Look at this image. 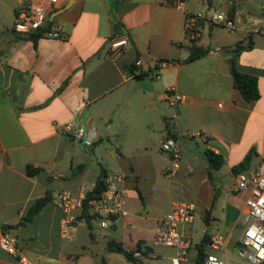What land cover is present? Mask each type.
I'll return each instance as SVG.
<instances>
[{
    "label": "crops",
    "instance_id": "obj_1",
    "mask_svg": "<svg viewBox=\"0 0 264 264\" xmlns=\"http://www.w3.org/2000/svg\"><path fill=\"white\" fill-rule=\"evenodd\" d=\"M252 1L225 0V12L216 11L234 20V31L206 23L191 39L187 12L210 13L214 0H185L183 9L171 0H61L58 15L50 18L65 24L66 37L35 43L13 33L16 11L27 0H0V236L9 231L19 237L34 264H77L80 256L73 254L72 244L85 222L78 221L64 238V213L53 204V195L93 191L103 172L109 176L100 161L112 148L121 156L163 153L170 126L178 145L202 143L225 158L223 167L212 171L190 154L183 168L184 190L210 212L207 227L217 225L214 235L206 234L211 239L223 234L226 248L233 249L243 236L242 231L235 238L249 197L248 192L232 194L235 167L247 162L243 172H250L264 164V0H255L248 19L244 11L248 5L251 10ZM123 32L131 45L113 60L109 42ZM250 44L236 66L259 79L261 97L251 103L235 89L230 72L233 50ZM192 47L207 53L188 62ZM138 61L142 66L137 69ZM171 90L184 97L176 107L166 101ZM69 123L95 130L94 143L85 146L63 134ZM170 165L169 156L162 172ZM29 168L36 174L30 175ZM131 170L137 171L135 166ZM47 196L51 201L25 223L31 206ZM194 223L185 228L190 237ZM198 255L197 249L196 264ZM0 264L20 263L0 248Z\"/></svg>",
    "mask_w": 264,
    "mask_h": 264
},
{
    "label": "built area",
    "instance_id": "obj_2",
    "mask_svg": "<svg viewBox=\"0 0 264 264\" xmlns=\"http://www.w3.org/2000/svg\"><path fill=\"white\" fill-rule=\"evenodd\" d=\"M171 1L177 9L184 8L185 0ZM60 7L61 0H27L16 11L13 33L21 39L33 36L64 39L66 37L65 24L50 18L51 14L58 11ZM186 18V30L191 39H196L201 35L202 26L206 23L220 25L230 32L236 28L234 20L226 13L187 12ZM130 45L131 38L127 32L114 35L109 42L110 57L118 60L127 52ZM141 66L142 63L138 61L136 68ZM183 100L184 97L175 90H171L166 95V101L170 107H176ZM61 131L63 134L72 135L85 146L94 143L95 130L88 131L77 123L66 124ZM161 151L170 156L171 165L165 170V174L167 178L173 179L177 176L181 163L177 140L173 137H166L161 143ZM126 179L127 176L124 173L110 174L106 179V188L93 199H88L87 194L75 196L70 191L54 194L53 204L64 213L63 237L71 236V231L78 221L85 222V220H80L79 216L86 205L93 216V224H99L102 229H109L119 219L128 217L130 213L126 206L124 189ZM247 192L249 197L241 216L245 230L242 238L232 249L237 252L236 256L231 257L227 254L226 243L222 236H215L209 245L215 253L205 252L203 264H264V164L258 165L250 172H238L236 175L232 194L239 195ZM77 211L80 212L79 216L76 215ZM196 212L197 205L193 202H173L171 210L157 222L153 243L155 246L175 250V255L171 260L172 264L189 263L190 252L197 249L185 231V228L194 222ZM0 248L20 264H34L23 250L20 238L9 231L1 234Z\"/></svg>",
    "mask_w": 264,
    "mask_h": 264
},
{
    "label": "rangeland",
    "instance_id": "obj_3",
    "mask_svg": "<svg viewBox=\"0 0 264 264\" xmlns=\"http://www.w3.org/2000/svg\"><path fill=\"white\" fill-rule=\"evenodd\" d=\"M214 1L213 9L208 12H225V8H222L225 0ZM200 3H203V0ZM250 4L253 6L251 10L248 5L244 11L248 19V13L254 12L252 10H255L257 1L253 0ZM206 149V146L202 143L181 141L179 150L183 160L180 163L179 175L173 179L167 178L166 174L161 170L166 165V159L169 158L167 153L157 152L149 155L140 151L130 152L126 156H121L114 148L108 152L105 151L103 153L104 160H101L100 164L109 170V175L120 172L129 177L126 179L127 184L124 189L126 206L130 216L119 220L116 229H102L96 223L93 224V228L90 231L86 223L80 224L77 228V233L74 235L72 244L73 254L80 256L77 264H103L104 260L107 261V264H134L127 261L123 255L108 251L107 243L112 239L124 242L125 248L130 251H136L139 245L138 243L141 242L142 251H146L148 255H144L143 252L138 253L136 255V258L139 259L138 264H172L171 260L175 255V250L155 246L153 240L156 220L167 215L171 210L173 202H194L198 206L191 234L194 245L201 244L206 233L214 235L217 225H214L212 229L207 227L204 206L200 204V200L195 195L190 193V191L186 193L184 190V181L186 180L183 178L186 176L183 171L184 163L189 155L192 154L197 156L199 163L205 166L208 165L205 155ZM132 166H135L137 170L135 173L131 170ZM194 182L198 186L200 184V178L196 177ZM227 184L231 185V182L228 181ZM137 189H140L143 195V201ZM222 191L226 196L229 194L226 188H223ZM220 227V233H223V228L222 226ZM237 227L235 238L240 236L242 231L244 232L245 230L242 221L237 223ZM90 232L95 234L96 240H92ZM219 235L223 236V234ZM138 239L141 240L136 243ZM230 247L232 248L233 245H230ZM206 251L208 253H215L209 246L206 247ZM216 254L219 255L218 252ZM227 254L235 257L237 252L227 248ZM196 258L197 249L195 248L190 252L189 263L187 264H196Z\"/></svg>",
    "mask_w": 264,
    "mask_h": 264
},
{
    "label": "trees",
    "instance_id": "obj_4",
    "mask_svg": "<svg viewBox=\"0 0 264 264\" xmlns=\"http://www.w3.org/2000/svg\"><path fill=\"white\" fill-rule=\"evenodd\" d=\"M232 16H233V14H232ZM38 38H39V36H33L32 38H22V39L32 40L36 43ZM251 48H252V44H250L248 46H241V45L237 46L232 52L233 64L230 68V72H231L233 80H234L235 89L238 90L242 94L243 98L249 103L255 102V101L259 100L261 97L260 89H259V79L257 76L246 74V73L239 71L237 66H236V58L243 51L249 50ZM206 53H207V50H203V49L198 48V47H192V52H191V55L188 59V62H193V61L199 59L200 57H202L203 55H205ZM65 85L62 87L61 91L65 88ZM168 137H173L175 140H177V134L175 132H173V129L170 126H168ZM201 137H205V136L201 135ZM254 152H255V150H253L251 152V154L248 156V159H251V155ZM205 154L207 157V161H208V165H209L210 170L218 171L225 164V158L222 155L216 154L215 152H213L210 149H207ZM246 168H247V162L235 167V170L237 172H243L246 170ZM80 169H84V167H82ZM28 173L30 175H35L36 171L33 170L32 168H29ZM107 177H108L107 174L105 172H103L102 175L100 176V178L98 179V182L96 184L95 189L93 191H90L87 193L88 199L96 198L97 196H99L102 193V191L106 188ZM137 192L143 201V196H142L140 189H137ZM50 201H51V196H47L45 198L37 200L29 209V212H28L26 218L24 219V222L30 223L35 218V216L38 215ZM79 219L85 220L89 230L90 231L92 230V228H93V216L90 214V209L87 205L85 206L84 210L82 211V214L79 216ZM205 223L207 226H210V223H211L210 212H208L205 216ZM90 236L93 240L94 234L92 232H90ZM140 243L141 242L138 243L139 245H138V248L136 251H130V250L125 248V246L122 242H119L117 240L112 239V240L108 241L107 248H108L109 252L121 254L127 259V261L134 263V264H138L139 259L136 258V255L138 253L143 252L144 255H148L146 251H142ZM210 243H211V236L209 234H206L203 238L202 243L197 245V249L199 251L198 264H203L204 253H205L206 247L209 246ZM103 264H107V261L104 260Z\"/></svg>",
    "mask_w": 264,
    "mask_h": 264
},
{
    "label": "water",
    "instance_id": "obj_5",
    "mask_svg": "<svg viewBox=\"0 0 264 264\" xmlns=\"http://www.w3.org/2000/svg\"><path fill=\"white\" fill-rule=\"evenodd\" d=\"M57 15H58V13L56 12L54 16H57ZM90 149H91V147H88V150H90Z\"/></svg>",
    "mask_w": 264,
    "mask_h": 264
}]
</instances>
